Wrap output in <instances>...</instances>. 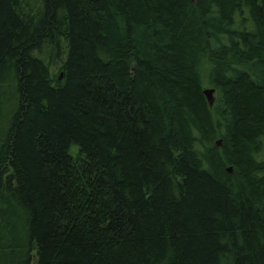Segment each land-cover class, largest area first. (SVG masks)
Masks as SVG:
<instances>
[{"label": "trees", "instance_id": "16d2710c", "mask_svg": "<svg viewBox=\"0 0 264 264\" xmlns=\"http://www.w3.org/2000/svg\"><path fill=\"white\" fill-rule=\"evenodd\" d=\"M0 264H264V0H0Z\"/></svg>", "mask_w": 264, "mask_h": 264}, {"label": "water", "instance_id": "95a60500", "mask_svg": "<svg viewBox=\"0 0 264 264\" xmlns=\"http://www.w3.org/2000/svg\"><path fill=\"white\" fill-rule=\"evenodd\" d=\"M213 93H214L213 89H204L203 90V94L206 97L209 106H211L213 103ZM217 144H218V142H217Z\"/></svg>", "mask_w": 264, "mask_h": 264}, {"label": "rangeland", "instance_id": "374dc122", "mask_svg": "<svg viewBox=\"0 0 264 264\" xmlns=\"http://www.w3.org/2000/svg\"><path fill=\"white\" fill-rule=\"evenodd\" d=\"M204 89H210L207 85H206V82H204ZM75 150H76V147H74L73 149H72V154L74 153L75 154Z\"/></svg>", "mask_w": 264, "mask_h": 264}]
</instances>
